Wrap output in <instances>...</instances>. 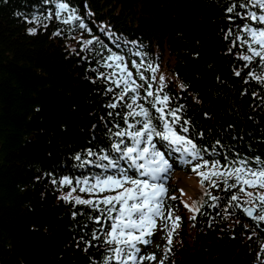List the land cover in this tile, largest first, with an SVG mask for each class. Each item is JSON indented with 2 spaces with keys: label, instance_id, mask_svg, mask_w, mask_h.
I'll return each instance as SVG.
<instances>
[{
  "label": "trees",
  "instance_id": "16d2710c",
  "mask_svg": "<svg viewBox=\"0 0 264 264\" xmlns=\"http://www.w3.org/2000/svg\"><path fill=\"white\" fill-rule=\"evenodd\" d=\"M65 2L105 48L94 43L93 51H81L78 38L90 36L78 22L71 33L54 14L39 25L30 22L35 11L54 13V5L0 0V264H102L108 254L102 242L91 240L94 225L83 214L90 209L59 199L69 189L52 183L63 175L99 171L75 167L74 155L107 145V129L124 126L127 109L121 102L107 107L119 89L98 76L111 71L102 66L107 48L125 57L134 78L133 60L144 62L140 71L149 79L147 65L157 68L153 84L164 77L172 106L183 105L182 116L191 122L188 135L204 133L203 140L194 137L198 143L210 146L220 139L234 155L264 159V84L246 81L249 70L259 74L258 61L244 68L237 55L242 49L232 36L225 39L230 28L235 32L243 23L227 19L229 0H141L132 10L111 0ZM57 29L61 34L54 36ZM170 162L174 174L192 173L190 166ZM222 188L209 189L222 198L214 207L204 197L200 211L188 215L169 184L167 195L177 199L166 201L165 208L171 204L174 216L181 217L179 227L169 246L158 220L160 240L152 246L154 232L143 251L156 259L143 264H160L162 258L163 264H264V221L247 219L242 209L230 206ZM97 231L103 235L98 226Z\"/></svg>",
  "mask_w": 264,
  "mask_h": 264
},
{
  "label": "snow or ice",
  "instance_id": "6c2138e0",
  "mask_svg": "<svg viewBox=\"0 0 264 264\" xmlns=\"http://www.w3.org/2000/svg\"><path fill=\"white\" fill-rule=\"evenodd\" d=\"M42 4L54 5V13L52 8H48L47 12L42 9L35 11L31 14L30 22L39 25L51 20L54 14L69 33L75 30L77 22L80 30L89 32L90 38H78L81 51H93L91 46L94 43L101 48L106 47L99 37L91 35V29L77 15V10L65 0H42ZM224 11L231 14L227 17L229 21H243L235 26V32L230 28L225 33V39L232 36L233 45L238 43L242 49L237 55L245 62L243 67L249 68L258 61L259 74L249 70L246 81L251 78L264 84V0H229ZM44 26L47 27L46 24ZM27 31L34 34L36 28L30 27ZM60 34L61 29L53 33L54 36ZM107 53L102 57V66L111 71L107 75L98 72V76L110 80L111 85L119 89L115 100L107 107L115 109V101L121 102L127 109L122 114L124 126L116 123L113 126L115 131L113 128L107 129V145H97V150L86 148L74 155L77 162L75 167L85 169L92 166L99 171L89 169L88 174L81 173L75 177L63 175L52 181L61 188L67 186L69 189L67 193L62 192L59 199L90 209L83 214L94 225L91 240L102 242L108 253L103 255L102 264H109V261L115 264H143L146 260H155L154 254L144 255L143 251L150 243L149 238L153 236L158 220L166 232L168 245H171L181 217L174 216L171 204L165 208L166 201L177 199L175 195H167L166 181L174 167L170 161L182 167L190 166L191 172L198 177L201 197L193 199L191 204L181 201L193 214L206 203L204 197L213 201L209 207H214L222 198L213 195L209 189L221 188L222 185L224 198H227L230 206L242 209L254 221H264V159L234 155L231 147L223 145L220 139L210 146L198 143L194 137L203 140L204 133L193 130L192 135H188L191 122L182 116L183 105L172 106L171 96L164 91V77L160 76L159 83L153 84L156 67L151 63L147 65L145 71L153 74L149 79L140 71L144 62L133 60L131 67L136 70L134 78L123 55L111 48H107ZM234 71L237 76L241 74L238 70ZM112 90V87L107 89L108 92ZM253 96H256L255 92ZM112 115L109 112V116ZM233 189L236 191H231ZM179 191L183 196V189ZM76 215V212L72 213L73 217ZM190 219L194 220L195 215ZM103 221L109 222L107 226ZM169 223L171 228L168 227ZM97 226L102 236L98 235ZM84 227H88V224ZM90 243L85 241L86 246ZM261 249L264 251V245H261ZM169 250L166 246L165 252ZM257 255L259 258L260 254ZM163 259L160 264H163Z\"/></svg>",
  "mask_w": 264,
  "mask_h": 264
},
{
  "label": "rangeland",
  "instance_id": "374dc122",
  "mask_svg": "<svg viewBox=\"0 0 264 264\" xmlns=\"http://www.w3.org/2000/svg\"><path fill=\"white\" fill-rule=\"evenodd\" d=\"M169 184L175 185V187L178 190V194H179L181 201L191 204L193 199H198V193H199L198 177L194 173L186 174V173L178 172L174 174L173 172H171L169 178L166 181L167 188ZM180 189H183V192H184L183 196H181V193L179 191ZM181 204L184 206L183 203ZM185 210L188 215L193 214L188 209L185 208ZM154 232H156V237L153 238V241L151 242L152 246L155 243L159 242L160 237H161V224L159 221H157V228ZM151 250H152V247L149 250V252H151Z\"/></svg>",
  "mask_w": 264,
  "mask_h": 264
},
{
  "label": "water",
  "instance_id": "95a60500",
  "mask_svg": "<svg viewBox=\"0 0 264 264\" xmlns=\"http://www.w3.org/2000/svg\"><path fill=\"white\" fill-rule=\"evenodd\" d=\"M113 1L116 5L122 6L127 10H132L135 6H137L141 0H111ZM245 217L247 219H252L250 217H248L245 214Z\"/></svg>",
  "mask_w": 264,
  "mask_h": 264
}]
</instances>
